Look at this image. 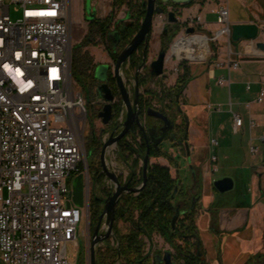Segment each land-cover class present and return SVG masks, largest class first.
Returning a JSON list of instances; mask_svg holds the SVG:
<instances>
[{
  "label": "built area",
  "instance_id": "obj_1",
  "mask_svg": "<svg viewBox=\"0 0 264 264\" xmlns=\"http://www.w3.org/2000/svg\"><path fill=\"white\" fill-rule=\"evenodd\" d=\"M218 4L216 33L207 36L193 32L188 36L204 35L207 44L219 35L229 36L227 0H218ZM168 11L177 14V7L168 4L163 13L154 17L162 28L168 22ZM13 12L15 18L11 17ZM199 20V16H188L182 25L198 26ZM72 50L70 0H0V256L6 264H78L69 258L67 245L78 247L80 222L84 216L89 218L91 212L89 202L75 203L71 188L72 176L81 173L79 166L86 156L87 117L86 101L72 76ZM230 65L236 68L239 63L232 61ZM113 66L111 62L112 77ZM89 71L93 74L94 67ZM223 81L218 79L219 84ZM124 83L131 91L134 78L124 75ZM115 90L109 101L112 118L108 124L101 122L100 147L111 136L113 127L117 134L125 119V106L116 83ZM263 100L262 88L255 101ZM105 102L99 97L92 103L101 110ZM245 105L248 107V103ZM232 116L233 130L238 132L243 119L238 113ZM139 139L138 127L125 137L124 149L118 142L107 147V166L121 183L128 179L131 160L137 155L132 152L128 162L124 157L130 149H137ZM260 142L264 144V134ZM211 144L215 146L217 141L212 139ZM121 150L123 165L118 162ZM249 152L261 153L264 158V149L259 145L250 144ZM210 160L215 162L216 155L212 154ZM103 176L102 191L110 193L114 183L104 173ZM106 230L107 224L102 221L100 232ZM143 239V254L152 258L154 240L146 236ZM107 242L109 247L118 246L114 230L97 249ZM119 262L116 260L115 264Z\"/></svg>",
  "mask_w": 264,
  "mask_h": 264
},
{
  "label": "crops",
  "instance_id": "obj_2",
  "mask_svg": "<svg viewBox=\"0 0 264 264\" xmlns=\"http://www.w3.org/2000/svg\"><path fill=\"white\" fill-rule=\"evenodd\" d=\"M191 1L190 5H176L178 20L199 16L200 20L196 21L198 28L209 36L214 35L219 27L215 22L218 0ZM75 3L77 14L82 19V2L75 0ZM227 7L230 24L254 22L259 28L258 36L253 40L241 39L235 43L230 41L228 35L217 36L216 43L219 46L212 63L196 66L189 72L181 92V98L186 102L182 105V111L187 117L188 149L185 158L189 162L193 186L199 191L196 194L198 202L195 205V225L204 263L264 264V158L261 153L252 155L249 152L250 144L264 149V144L260 142V136L264 134V100L262 103L255 101L258 92L264 89V53L256 47L258 42H264V0H227ZM160 43V34L155 35L152 30L149 47L156 44L160 46ZM101 51L104 56L100 54L101 57L95 58L94 68L100 63L111 64L109 54L103 49ZM232 61H237L239 66L232 67ZM123 70L125 76L130 75L128 64ZM219 78L224 79L222 84L218 83ZM225 99H228L231 111L221 115L219 109ZM216 103L218 107L214 108ZM232 113L240 114L243 119L238 132L233 130ZM239 132L247 135L246 151L251 159L243 166L245 172L240 177L243 184L239 192L233 203L228 204L211 190L214 172L218 170L212 169V166L219 159L238 166L242 146L232 135ZM212 139L217 141V145L211 144ZM177 148L179 150L180 147ZM212 154L216 155L215 162L210 160ZM119 155L123 158L121 152ZM150 161L169 167L170 173L171 163L178 164L173 155L172 161L164 156H152ZM103 180L104 177L97 185L101 186ZM182 186L185 197H188V189L192 186L187 187L183 183ZM100 190L103 194L102 187ZM200 213L206 215L203 229H200L197 220Z\"/></svg>",
  "mask_w": 264,
  "mask_h": 264
},
{
  "label": "rangeland",
  "instance_id": "obj_3",
  "mask_svg": "<svg viewBox=\"0 0 264 264\" xmlns=\"http://www.w3.org/2000/svg\"><path fill=\"white\" fill-rule=\"evenodd\" d=\"M143 0H133L131 4H125L121 6L119 9H113V12L115 13L114 16V22L121 23H127L132 21V17H130L128 14L131 12L132 8H134L135 5H140V3ZM82 2V9H83V17L81 19L80 15L77 14V8L75 0H70V30H71V39L73 44V50H72V56L75 58V56H81L83 60L82 64V72L74 66L72 70L73 78L76 81V87L77 89L83 94L84 99L86 101V107H87V117H86V125L84 128V137H85V150H86V156L84 158V161L81 164V173L79 177H77L76 174H73L72 180H71V188H72V195L74 200L79 205H84L87 202H89V199L93 197V193H95L97 196H102V192L100 186L97 185V183L93 179V172L95 169L99 168L100 166V160H99V152L98 148L100 146L99 142V133L102 129L101 121L99 120L98 112L99 109L95 103H92L93 101H97L99 99V95L96 91V83L97 80L94 78V76L90 74V69L93 66V61L95 58L103 57L104 53L101 51L107 52V45L102 44L99 41L98 36H95L94 39L90 42H88L86 45H82V38L88 31L89 23L86 19L87 12L85 10V5L90 3V0H81ZM112 0H91L92 6L95 8V14L96 18L100 19L101 16L105 17L107 16L110 11L112 10L111 7ZM12 6V5H11ZM12 8V7H11ZM106 12H105V11ZM12 18L16 17V14L13 12L11 14ZM189 25H179L176 29L175 34L173 35V38L171 40L166 41V48L168 49V55L167 60L165 62L164 66V76H166V79L160 78L157 80L154 87H158L159 84L162 82L166 84V86H173L174 81L178 77L181 76L183 73V68L181 67L182 64H184L185 68L189 69V72H191L196 66H204L207 64H211L212 60L211 58L214 56L216 52H214V49L218 50L219 44H217V40L209 42V52L207 53V56L204 59H189V58H179L176 54H174V44L181 38V37H188V33L185 32V28ZM191 26V25H190ZM194 27V32H200L203 34H206L202 32L198 26L192 25ZM154 34L157 33L161 34L162 27L156 23V20L154 21L153 29ZM209 36L208 34H206ZM109 43V41H108ZM110 44V43H109ZM160 46L153 45L152 47H149L148 49V59L147 62H149L152 57L157 54ZM92 51L93 53H91ZM101 54V56H100ZM217 55V54H215ZM123 70V69H122ZM124 71V70H123ZM133 72V71H132ZM130 72V73H132ZM125 73V72H124ZM125 75V74H124ZM110 76L107 78V82L109 81ZM112 88L115 89V82L110 83ZM182 105L186 104L185 100H182ZM218 104H214L213 107L216 108ZM231 105L228 101V99L223 100V104L220 106V114L224 115L227 111H231ZM226 111V112H225ZM169 114L172 117H176L177 122H182L181 118H178L176 116V113L174 110H171ZM151 122H154L155 119L151 118ZM187 120L185 119V123ZM231 134V133H230ZM237 143L242 146L241 151L239 152V158H238V166L230 165L228 163L222 162L220 159L216 162L215 166L218 168L217 171L214 172L213 179H212V192L217 196L218 198H222L223 201H225L228 204L233 203L236 194L239 192L240 187L242 186L243 182L241 180V175L244 174L245 170L243 166H246L249 161L251 155L246 151V142H247V135L243 134L242 132H239L237 134L232 135ZM178 145L171 141V140H165L161 144V148L166 150L167 152H171L173 155V158H176V161L178 164L171 163L172 166V176L178 177L180 179V185L182 186V183L184 186H192V188L188 189L190 196L195 195L199 193L197 187L193 186V176L190 171L189 162L185 158L187 149L179 148ZM173 149V151H170ZM174 154H177L174 156ZM245 156V158H244ZM118 162L119 164L123 165V158L118 155ZM245 159V160H244ZM161 162L165 163L164 160H161ZM245 162L244 164H241ZM212 166V167H213ZM178 170V171H177ZM129 176V175H128ZM231 177L234 180V186L232 189L226 192H219L214 190L213 188V181L222 177ZM69 197V193L66 195ZM105 197V196H104ZM177 202V200H175ZM218 203V202H217ZM103 206L101 207V209ZM206 219V215L204 213H200L198 215V222L200 229H203L204 222ZM118 222H120L118 224ZM116 225L114 226V229L122 234L128 233L131 229V224L129 222H124L122 220H119ZM94 225L91 222V216L87 218L84 216V219L80 222L79 225V232L77 236V245L76 248L73 244L69 243L67 245V254L69 258L76 262H80L82 264H87V256L89 252V245H90V235L93 231ZM152 240H154V246H155V252L163 253V249H172V247L164 240V238L158 234L154 233L152 235ZM139 241L144 245V239L143 236H139ZM108 245V242L106 243ZM110 244V243H109ZM107 245H104V247L96 248V254L97 252H105L107 249ZM109 246V245H108ZM0 264H6L1 256H0ZM119 264H123V261L121 260Z\"/></svg>",
  "mask_w": 264,
  "mask_h": 264
},
{
  "label": "trees",
  "instance_id": "obj_4",
  "mask_svg": "<svg viewBox=\"0 0 264 264\" xmlns=\"http://www.w3.org/2000/svg\"><path fill=\"white\" fill-rule=\"evenodd\" d=\"M133 0H112V10L104 18H96L88 20L89 27L87 33L82 38V45H86L92 41L95 36H98L99 41L106 43L107 50L115 61L118 53L112 50V41L108 37L110 31L118 32V43L120 46L127 44L140 27L141 20L146 10V0H143L140 5H135L129 12V16L132 17V21L121 23L114 22L115 13L113 9H119L125 4H131ZM160 4V0H156ZM192 1L184 5H190ZM173 4L167 3L162 5L164 9L166 5ZM148 39V37H147ZM109 41V43H108ZM148 46L141 44L130 56V66L132 68L138 67L141 63L143 51L147 52ZM216 52V49H214ZM216 57L211 58L213 60ZM81 56H72L71 70L74 66L78 70H81L83 62ZM125 64V63H124ZM94 67V65L92 66ZM183 73L178 77L180 83V89H182L189 78V69L185 68L184 64L181 65ZM93 74H91L92 76ZM73 76V74H72ZM109 86L111 82H115V79L109 74ZM140 81V80H139ZM113 93L116 92L112 88ZM116 110V106H113ZM100 146L98 151L100 150ZM143 156L145 151V144L140 149ZM152 156H164L169 161H172V157L161 148L156 150L150 146V157ZM126 159V158H125ZM81 164L79 166L81 170ZM142 167L138 166L134 161L132 164L133 178L130 185L136 186L142 180L141 174ZM76 174V173H74ZM148 180L146 186L139 193H125L115 211V225L119 220L129 222L131 229L128 233L122 234L114 230L116 235L118 246L112 248L107 246L105 252H97L96 264H115L116 260H122L123 264H157L153 261L149 255L143 254V244L139 241V236L146 235L151 238L154 233L160 234L164 240L173 248L174 252L171 254L174 264H205L202 247L199 242V235L195 225V207L184 203V206L180 209L183 212L177 217L174 225H172V217L177 209V202L175 200L180 197L181 200L187 198L184 195L183 186L180 185L178 178L172 177L169 167L161 165L159 163L148 164ZM103 173L99 171V168L93 172V179L96 183H100L103 179ZM176 194L172 197L174 190ZM215 190V188H214ZM109 193H103L102 196H97L93 193V197L89 199L91 222L95 226L101 213L103 203L99 198L106 196ZM186 202V201H185ZM114 225V226H115ZM78 264H82L78 262Z\"/></svg>",
  "mask_w": 264,
  "mask_h": 264
},
{
  "label": "water",
  "instance_id": "obj_5",
  "mask_svg": "<svg viewBox=\"0 0 264 264\" xmlns=\"http://www.w3.org/2000/svg\"><path fill=\"white\" fill-rule=\"evenodd\" d=\"M191 0H160V4L156 2V0H146V10L141 20L140 27L138 31L134 34L131 40L124 46V48L118 53L113 66V77L115 79V83L119 89L121 100L125 106V119L123 121V126L117 134H114L115 129L112 130L111 136L109 139L101 145L99 151V160L101 169L106 177H108L114 183V189L107 194L105 197L99 198V200L103 203V208L101 213L99 214L96 225L93 228V231L90 235V245L89 252L87 256V264H96V248L97 245L108 239L110 234L112 233L115 225V211L116 206L118 205L121 197L125 193H139L145 186L148 180V163L150 156V144L147 139V135L150 136L152 141V145L156 150L159 149V143L161 140L165 138L166 135H163L161 139L154 140L152 138V128L148 129V133L145 131L144 136L146 138V149L143 156V166H142V180L136 186H131V180L133 178V174H131L125 183H121L119 177L108 168L106 162V150L107 147L112 144L118 142L124 135H126L131 127L135 125H139V84H138V70L135 73V85L133 88V96L131 98L130 91L125 86L124 83V73H123V64L130 58L132 53L144 42L147 44V37L151 34L153 26H154V17L158 13L164 12V7L162 5L167 3H173L176 5H184L189 3ZM86 4V0H85ZM85 10L87 12L86 19L90 20L95 17V8L90 3L85 5ZM167 23L174 24L178 22V16L174 11L167 12ZM229 38L230 41L235 43L241 39L253 40L258 36L259 28L258 25L254 22L248 23H233L229 26ZM194 27L188 26L185 29L186 33H193ZM108 37L112 41L113 47H116L118 44V32L110 31L108 33ZM256 47L264 53V42H258ZM145 55V54H144ZM168 49L162 48L157 57L151 61L149 74L151 76H161L164 74V66L167 60ZM140 67H138L139 69ZM110 65L107 63L97 64L93 71V76L97 80L96 83V91L100 98L106 101L101 110L98 112V116L101 119L103 124H108L110 119L112 118V105L109 101L113 99L112 90L107 82V78L109 75ZM147 115L149 117H154L161 120L164 123V127H167L169 131L172 130V124L169 117L159 111H155L151 108L147 109ZM103 131V129L101 130ZM171 136H174V133H171ZM179 145H185L188 149V143L178 141ZM214 188L219 192H226L233 188L234 180L231 177L225 176L213 181ZM176 193V189L174 194ZM183 211L178 207L172 217V225H174L177 217ZM102 221L107 224V230L102 233L100 232V226ZM153 261L157 264H174L172 261L171 251L169 249L164 250L162 254L156 253L153 256Z\"/></svg>",
  "mask_w": 264,
  "mask_h": 264
},
{
  "label": "flooded vegetation",
  "instance_id": "obj_6",
  "mask_svg": "<svg viewBox=\"0 0 264 264\" xmlns=\"http://www.w3.org/2000/svg\"><path fill=\"white\" fill-rule=\"evenodd\" d=\"M179 25H182V21H180V20H178V22L174 23V24H166L162 28V31H161V34H160L161 43H160V48H159L157 54H155L152 57V59L149 62H147L148 52L149 51L148 50H147V52L143 51L142 60H141V63L139 64V66H138V67H140L139 69H138V67L132 68L130 66L129 59L125 62V64H123V68H124V66L126 64H128V72L130 74L129 76L130 77L132 76L134 78V85H135V73L138 70V84H139V106H138L139 125H135L134 124L131 127V129L129 130V132L126 135H124L118 141V145H120L121 149H124L123 148V146H124L123 143H124L125 137L127 135H130L132 132L135 131V129H137L139 127L140 139L136 142L137 143V149L136 150L130 149V152H129L128 156L124 157V159L126 158L125 160L128 162L129 160H131L130 158L132 156V152L136 153V155H137V157L135 159L132 158V160H131V164H130V167H129V169H130L129 176L131 174H133L132 173V164H133L134 161L137 162L139 167L143 166V156H144V154H143V156L141 155L140 149L144 146V144H145V149H146V138L144 136V132L146 131L148 133L147 130L150 129V128H152L151 134H152V138L154 140H159V139H161V137L163 135H166L165 138L160 141V143L158 145L159 148H161V144L163 143V141L171 140V141L175 142L180 148L187 149V147L184 144L183 145H179L178 144L179 140L182 141V142H187V122L185 123V119L187 120V117L184 114V112L182 111V102H181L182 101L181 92H182L183 88L180 89V86H179L180 83L178 82V78L176 79V81H174L173 86H166V84H164L162 82L161 84H159L158 87H154L158 79H160V78L166 79L167 77L164 76V75L160 76V77L159 76H151L149 74L151 61L154 60L157 57L159 51L162 48H166V41L171 40L173 38V35L175 34V32L177 30L176 28ZM150 39H151V34L148 36L147 44H145L144 42L142 43L143 45H147L148 49H149V41H150ZM125 45L120 46L119 43H118L116 45V47H113V45H111V47H112V50L114 52L119 53L124 48ZM107 53H108V50H107ZM111 62L114 63L112 58H111ZM130 72H132V73H130ZM133 88H134V86L131 88V91H130L131 98L133 96ZM148 108H151V109H153L155 111H159V112H162V113L166 114L169 117V119L171 120L172 130L169 131V129L167 127H164V123L161 120H159L157 118H154V117H149L147 115V109ZM171 110L175 111L176 116L178 118H181L182 122H177L176 121V117H172L169 114V112ZM144 112H145V116H144ZM151 118L155 119V121L151 122L150 121ZM113 129H115V132H116L117 128L113 127ZM119 131H120V129L118 130V132ZM171 133H174L173 137L171 136ZM147 139L149 140L150 146H152L154 148V146L152 145V141H151L149 135H147ZM121 153H123L122 150H121ZM169 155L172 157L171 154H169ZM139 158H141V160H142L141 165L139 163ZM148 164H152V162L150 161V156H149V163ZM99 171L103 172L102 169H101V165H100ZM141 174H142V169H141ZM176 200H177V207L179 209H181L184 206V203H188L189 205L195 207L196 203L198 202V196L195 194V195L190 196V198L187 197L184 200V202L181 199H176ZM143 236H146V235H143ZM152 237L151 238L147 237V238L151 240ZM173 252H171V254ZM156 253H160V252H155V250H154V255ZM160 254H162V253H160ZM172 261H173V259H172Z\"/></svg>",
  "mask_w": 264,
  "mask_h": 264
},
{
  "label": "bare ground",
  "instance_id": "obj_7",
  "mask_svg": "<svg viewBox=\"0 0 264 264\" xmlns=\"http://www.w3.org/2000/svg\"><path fill=\"white\" fill-rule=\"evenodd\" d=\"M208 51L207 38L201 34L181 37L174 45V54L179 58L201 60L207 56Z\"/></svg>",
  "mask_w": 264,
  "mask_h": 264
}]
</instances>
